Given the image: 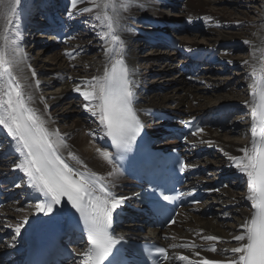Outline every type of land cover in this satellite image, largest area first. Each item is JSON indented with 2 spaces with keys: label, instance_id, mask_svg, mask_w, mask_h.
Returning a JSON list of instances; mask_svg holds the SVG:
<instances>
[{
  "label": "bare ground",
  "instance_id": "6f19581e",
  "mask_svg": "<svg viewBox=\"0 0 264 264\" xmlns=\"http://www.w3.org/2000/svg\"><path fill=\"white\" fill-rule=\"evenodd\" d=\"M53 1L21 0V4L17 6L18 12L21 14L19 25L21 32L20 47L23 50L25 49L26 55L28 52L25 46L27 45L28 36H25L26 34L24 35L23 32L26 28L30 29V27H33L34 32L39 30L42 33L46 30V39L51 36V30L52 33L55 32L56 37L51 36L48 38L43 46L47 47V51L52 52L56 48H58V51L54 50L48 65L37 62L39 61L37 57L31 60L27 56L24 71L22 73L14 72V75L22 87L25 88V91L32 95V102L29 106L43 116L50 130H58V127L66 124L63 119L59 121L58 117L76 113L74 110L76 106L88 116V121L82 125L75 119L71 125L63 126V128L58 130L64 138V142L68 145V148L61 149L60 154L70 166L79 171L87 170L106 177L114 193L125 195L129 193L127 190L131 187L130 182L122 178L118 172L111 177L108 175L112 172L113 166L104 161L97 152V149L107 150L103 146L105 137L102 132H99L97 119L90 112L84 110V104L87 102L84 101L79 92L75 91L77 87L83 89L84 82L90 81L94 76L101 75L105 68L107 59L105 56V44L99 34L104 29L100 26L99 21L94 18L98 10L94 8L92 0H78L75 7L72 6L71 0H60L62 4L60 10L58 11L57 7L52 10ZM177 1L178 3L185 1V4H181V10L183 11L181 19H166L162 14V10L173 7V4H176ZM224 2V0H136L133 6L121 13V23L124 30L119 35L125 44L124 58L126 64L133 73L132 79L135 81L134 106L142 124L153 132L158 131L160 126L173 125V123H160L156 122L158 120H154L152 121L153 126H148L146 120L148 118L153 119L157 111L173 117L183 118L187 121H191L194 118L206 121L210 128L208 127L203 129L202 132L196 133L186 142V151L200 152V159L193 162L191 167H198L201 172L205 173L195 181L200 185H208L223 176L242 179V181H236L234 188L237 190L238 186H241L243 190L241 193L233 194V192L230 193L225 190L221 195L219 194L220 192L216 193V197H210L202 207L195 208L194 213L180 214L178 216V225H174L165 232L170 237L169 244H193L199 249L198 251L178 253V256H188L192 262L203 259L215 261L230 260L234 255L231 253V249L239 246L240 243H244L235 241L233 237L242 234V226L250 218L253 211L251 202L247 199V177L235 167V162L243 158L244 153L241 150L250 148L252 141V118L251 107L249 106L251 99L249 85L252 81L248 77L252 73L253 68H255V76L257 78L264 77V0H258V2L262 3L263 11L257 16V22L245 29L243 28L245 26L243 20L235 21L232 18L211 12L213 9V11L219 10L220 13L224 14L223 9H214L216 5H222ZM85 8H93V11L85 12L83 11ZM69 11H71V15L68 14ZM60 12L65 16L64 18L58 15ZM43 13H46L50 20L49 29H47L48 27L44 21L38 23ZM23 20H25L24 25L22 24ZM143 22L148 25H144L145 23ZM133 24H140L145 29H149L148 35H143L139 30L137 31V29L133 28ZM54 25L55 28H53ZM79 27L80 29H78ZM84 27L89 28L90 39L80 33ZM180 28H182L183 32L194 31L198 34L209 36L208 43L210 44L200 46L195 43L187 44L183 42L179 45L175 53V55L177 54L176 56L167 57L166 59L157 56L156 59L160 61L170 60L171 63L177 62L178 65H182L181 68L204 61L209 63L220 61L231 68L239 67L247 75V79L242 81L241 84L244 90L247 91L246 96H240L241 98L236 99L237 92H233L231 97L219 95L223 86L214 82H211L210 92H215L219 95H217L218 97L215 98V101L200 95L198 85L204 80L207 84L210 82V78L206 74L209 68H212L211 64L206 65L208 69L204 70L198 79H192L184 75L173 77L171 74L172 65L164 66L165 64L162 63L163 68L158 72L161 75L159 81L163 80V76L166 75L169 78L165 79L164 82H168V86L164 89L162 87L163 94H159L158 90L161 89L160 87V89L157 88L159 81L149 84L147 81L148 76H144L145 71L149 70V68L145 64L144 72L140 74L137 66L140 61L139 47L142 44L151 45L150 41L156 43L151 45L155 49L172 45L175 42V37L172 38V42L167 35L172 34L171 36H173ZM76 29H78L77 32ZM60 30H64L69 35L62 43L57 38ZM236 31L239 32L237 33ZM79 33L81 34L80 36H78ZM238 34H244L245 38L242 39ZM32 37L30 36V38ZM166 38L169 42L168 45ZM157 39L162 40L164 46L156 41ZM246 41L247 43H245ZM228 45H247L249 51L247 59L235 60L230 55L218 54L219 47ZM94 49L96 56L94 58L88 57L89 50ZM179 57H185V59H179ZM151 60L152 58L146 61L149 62ZM150 67L152 69L153 65L150 64ZM32 70L36 73L35 77L32 76ZM43 72L53 73L52 76L56 79H53V84L57 83L61 86L58 93L47 96L41 95L45 82H40L39 87H35L37 75ZM27 85H31V87H26ZM154 92H158V94H153ZM69 97L79 98L80 102L68 101ZM238 108L249 112L246 136L243 140L236 143L222 141L221 136L218 134L220 123L223 119L231 116L234 110H238ZM47 109L48 111H46ZM90 132L97 134L90 136ZM69 152L78 157L82 164H77L69 157ZM213 153L215 156L212 161L209 157ZM219 157L221 159H218ZM19 159L15 142L8 136L6 130H3L2 126H0V181L7 195H10L9 203L0 211V236L3 238L0 254L2 251L11 248H20L26 236L35 227H39L48 216L36 211L35 204L39 203L42 197L37 198V194L27 187L24 174L15 168V164L19 162ZM210 169H212V172ZM219 196H222V198ZM21 203L26 205L25 209H19ZM15 211L17 212L14 213ZM208 215L214 217L211 222L203 219ZM130 217L134 220V225L127 222L125 216L119 215V218L123 221L115 227L117 235L131 234L133 237L147 238L149 240L155 238L152 232L145 235L137 232L136 227L138 225L141 227L145 225L142 216L130 213ZM25 219L27 223H23L20 233L16 234L15 227L25 221ZM229 222L232 223L229 224ZM12 234L15 237L9 239ZM204 236H216L220 239L219 241H207L203 239ZM156 240L159 239L156 238ZM213 246L217 249L215 253L207 250ZM196 253H199V255ZM183 263L186 264L185 261ZM0 264H3L2 260H0Z\"/></svg>",
  "mask_w": 264,
  "mask_h": 264
},
{
  "label": "snow or ice",
  "instance_id": "6c2138e0",
  "mask_svg": "<svg viewBox=\"0 0 264 264\" xmlns=\"http://www.w3.org/2000/svg\"><path fill=\"white\" fill-rule=\"evenodd\" d=\"M135 2L92 0L94 8L98 10L94 18L104 29L99 34L104 40L107 59L101 75L84 82L83 89H75L87 102L84 110L97 119L99 132L111 141V147L117 154L114 156L111 151L97 149L99 156L113 166L108 174L110 177L119 172L116 166L119 159L132 151L143 128L134 106L133 73L126 64L125 44L119 35L124 30L121 13ZM77 3L78 0H71L73 7ZM20 4L21 0H0V126L15 142L19 153L20 159L15 168L24 174L27 187L37 194V198L43 197L35 204L36 211L49 214L66 198L67 203L79 213L87 232L89 247L83 253L80 264H105L120 242L110 231L113 212L127 197H116L110 191L106 177L70 166L60 154L61 149L68 148L64 138L58 130H50L43 116L29 106L32 95L25 91L14 75V72L24 71L27 61V55L20 47L21 14L17 9ZM83 11L92 12L93 8ZM68 14L71 15V11ZM32 76H36L34 70ZM248 78L252 81L249 85L252 141L250 148L241 150L244 156L235 162V167L247 177V199L253 211L242 226V234L233 237L235 241L244 243L231 249L234 255L230 260L203 259L195 264H264V77L257 78L253 68ZM35 87H39L38 81ZM202 131L197 128L192 134ZM96 134L89 133L90 136ZM68 155L77 164H82L73 153L69 152ZM163 199L169 201L173 197L165 195ZM23 223H27V220L15 227L16 234L20 233ZM170 223H175V220H170ZM203 239L219 241L220 238L204 236ZM180 246L190 247L188 244ZM207 250L213 253L217 251L215 246ZM157 251L164 253L165 250L161 248ZM178 259L193 264L186 255Z\"/></svg>",
  "mask_w": 264,
  "mask_h": 264
},
{
  "label": "rangeland",
  "instance_id": "374dc122",
  "mask_svg": "<svg viewBox=\"0 0 264 264\" xmlns=\"http://www.w3.org/2000/svg\"><path fill=\"white\" fill-rule=\"evenodd\" d=\"M224 1L225 2L222 3V5L220 4V5H216L214 7V9H218V8L223 9L224 14H222V12L220 13L219 10L213 11V9L211 10V12H214V14H217L220 16L229 17L230 19L232 18L235 21L239 20V19L243 20V24L245 25L243 27L244 29L247 28L248 26H252L255 22H257V20H258L257 16L261 13V11H263L262 3L258 2V0H224ZM181 4H185V1H182L181 3L180 2L178 3V1H177L176 4H173L174 5L173 7H168L167 9H163L162 14L168 20H180L181 19L180 17L183 14V11L181 10L182 9ZM59 5H60L59 0L53 1V6L58 7ZM44 14H46V13H43L40 16V19H39L40 22H38V23H41L42 21H44V23L46 22L44 19ZM32 15L36 16L34 14H32ZM58 15H61L62 18L65 17L62 15V12H60ZM31 19L33 20L32 17H31ZM24 21L25 20H23V22H22L23 25L25 24ZM35 22H36V20H35ZM143 23H145V22H143ZM144 25H146V23ZM133 28L137 29V31L139 30L141 33H143V35H148L147 33H149V29H145L144 26L140 25V24H136V25L133 24ZM78 29H80V27ZM78 29H76V32ZM244 29H242V30H244ZM150 30H151V28H150ZM236 32L238 33L239 31H236ZM80 33L89 39L91 38L89 35V28L88 27L82 28ZM80 33L78 36L81 35ZM23 34L24 35L26 34L25 36H28V39L26 41L27 45L25 46L27 49V52H28L27 53L28 58H30L31 60H34L35 57H37L39 59V61H37V62H39V63L42 62V64L48 65L49 59L53 55L54 50L58 51V48L53 49V50L51 49L52 52L47 51L46 50L47 47L43 46V44L46 42V40H48V38H50L51 36L46 39V36L44 33H41L39 30L34 32L33 27H30V29L26 28V30L23 32ZM238 35L242 39L245 38V36H243L244 34H238ZM30 36H33V37L30 38ZM173 36L175 37L174 40L176 43V46L174 48L163 47V48H159V49L156 48L155 49V47H152L151 45L146 46L143 44L139 47L138 54L140 56V61H139L137 66L139 68V73L143 74L144 65L145 64L147 65L149 70L145 71L144 76L145 75L148 76L147 81L149 82V84L159 81V79L161 78V75L158 72H160L161 69L163 68V64H165L164 66L172 65V67H171L172 73L171 74L173 77H175V76L180 77L181 76L180 75L181 73L178 69L179 65L177 62L171 63L170 60L160 61V60L156 59L157 56H161V57H163V59H166L167 57L171 58L172 56L173 57L176 56L177 54L175 55V53L177 52V47H178V45H180L183 42L187 43V44L195 43V44L200 45V46H205L206 44H210V43H208L209 36L203 35V34H198L197 32H194V31L193 32L192 31L183 32L180 30L178 33H175ZM174 37H172V38H174ZM95 52H96L95 49L89 50L87 56L94 58L96 56ZM219 53H221L222 55H227V56L230 55L233 58H235V60L236 59L237 60H245V59H247V57L249 55L247 45H233V46L228 45L225 47H219L218 54ZM153 54H157V55L154 56ZM150 58H152L151 61H149V62L146 61ZM179 59H185V57H179ZM149 63L151 65H153L152 69H151ZM210 64L212 65V68L210 67L209 70L207 71V74H206L210 78V82L207 84L205 82V80L202 81L201 83L199 82L200 79L198 81V83H200L198 85V87L200 89L199 90L200 95H202L206 98L207 97L211 98V101H215V98L218 97L219 95H225V96L231 97V95H233V92H237V98L236 99L241 98L240 96L244 97L247 95V91H245L241 85L242 81L247 79V75L241 68H239V67L231 68L227 64H225L224 62H220V61L210 63ZM205 67H206L205 69L207 70L208 66L205 65ZM52 74L49 72H43V73L37 75L36 79L39 83L45 82V86H43V90H41V95L47 96V95H52L54 93L59 92V88L61 86H60V84L58 85L57 83L53 84V79H55V78H53ZM167 78H169V77L164 75L163 80L158 82V84H157L158 89H160V88L162 89V87L164 89L168 86V82H164V80ZM211 82L219 83L223 86V89L221 90V93H219V95L216 94L215 92H210L211 91V89H210ZM161 89L158 90L159 94H163L162 93L163 89L162 90ZM158 92H154L153 94H155V93L158 94ZM148 94H150V93H148ZM214 95H216V96H214ZM202 100L204 101L203 98H202ZM68 101H73V102L78 103V102H80V99L74 98V97H69ZM74 110L76 113H69L66 116L63 115L61 117L57 116L59 118V121H62V119H63L64 123H66L63 126L71 125V123L75 119H77L81 125L84 122L86 123V121H88V116H86V114L82 113L81 110L77 106L75 107ZM46 111H48V109ZM226 119H228V120L224 124L225 129L224 130H221V129L218 130V134L221 136V140L227 141L229 143H231V142L236 143L240 140H243L246 136V128H247L246 127V124H247V113H246V111L242 108H238V110H234V112L231 114V116H228ZM63 126L58 127V130L63 128ZM214 156H215L214 153L211 154L209 159H211L213 161ZM218 159H221V158L219 157ZM210 171L212 172V169H210ZM224 183H225V187L222 190L218 191V192H220L219 193L220 195L225 191L230 192V193L233 192V194H238V193H241L243 191L241 186H238L237 190L234 189L235 183H236V181H234V180H232V181L231 180H224ZM212 197H216V193L214 194V196L212 195ZM219 197L222 198V196H219ZM223 197H224V195H223ZM20 205L21 206L19 207V209H25L26 208L25 207L26 205H23L22 203ZM242 208H243V206H242ZM16 212L17 211H15L14 213H16ZM203 219H206V220L211 222L214 219V217L212 215H210V216L204 217ZM231 223L229 222V224H231ZM140 234L145 235L146 233L140 232ZM12 236L15 237L13 234H12ZM12 236H10L9 239H13Z\"/></svg>",
  "mask_w": 264,
  "mask_h": 264
}]
</instances>
